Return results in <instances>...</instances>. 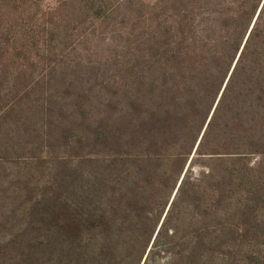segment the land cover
<instances>
[{"label": "trees", "instance_id": "1", "mask_svg": "<svg viewBox=\"0 0 264 264\" xmlns=\"http://www.w3.org/2000/svg\"><path fill=\"white\" fill-rule=\"evenodd\" d=\"M0 264H264V0H0Z\"/></svg>", "mask_w": 264, "mask_h": 264}, {"label": "rangeland", "instance_id": "2", "mask_svg": "<svg viewBox=\"0 0 264 264\" xmlns=\"http://www.w3.org/2000/svg\"><path fill=\"white\" fill-rule=\"evenodd\" d=\"M142 1H145V2H156L158 0H142ZM189 168H193L195 171L199 170V167H198L197 163L195 164V162H191V164L189 165Z\"/></svg>", "mask_w": 264, "mask_h": 264}, {"label": "water", "instance_id": "3", "mask_svg": "<svg viewBox=\"0 0 264 264\" xmlns=\"http://www.w3.org/2000/svg\"><path fill=\"white\" fill-rule=\"evenodd\" d=\"M199 140V139H198ZM198 142V141H197ZM196 145H197V143H196Z\"/></svg>", "mask_w": 264, "mask_h": 264}]
</instances>
